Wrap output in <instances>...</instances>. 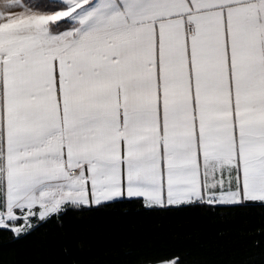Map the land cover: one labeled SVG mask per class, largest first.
<instances>
[{"label": "snow or ice", "instance_id": "1", "mask_svg": "<svg viewBox=\"0 0 264 264\" xmlns=\"http://www.w3.org/2000/svg\"><path fill=\"white\" fill-rule=\"evenodd\" d=\"M0 264H264V0H0Z\"/></svg>", "mask_w": 264, "mask_h": 264}]
</instances>
